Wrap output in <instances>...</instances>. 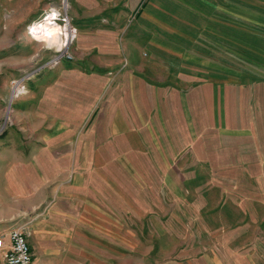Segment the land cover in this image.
<instances>
[{"label":"crops","instance_id":"1","mask_svg":"<svg viewBox=\"0 0 264 264\" xmlns=\"http://www.w3.org/2000/svg\"><path fill=\"white\" fill-rule=\"evenodd\" d=\"M224 22L225 32L214 31L221 43L228 42L229 21ZM157 33L161 42L150 48H158L156 55L120 53L108 72L70 71L83 78L67 77L62 95L45 98L43 114L35 118L45 125L43 133L0 166V234L22 229L35 264H234L220 246L190 241L170 245L168 259L150 255L166 250L165 237H178L166 222L181 218L174 210L167 216L163 208L164 214L150 211V189L158 188L157 203H165V189L172 190L174 205L190 202L185 193L198 184L193 173L219 170L213 151L197 145L213 141L208 131L218 123V111L223 118L228 110L226 96L221 106L217 94L214 99L212 79L183 66L181 52L165 42V32ZM197 43L199 37L187 59H212L208 42L204 52L196 51ZM196 124L206 131L194 133ZM208 180L212 186L217 179ZM200 181L205 188L206 179ZM151 219L162 238L153 245ZM6 250H0V264H7Z\"/></svg>","mask_w":264,"mask_h":264},{"label":"rangeland","instance_id":"2","mask_svg":"<svg viewBox=\"0 0 264 264\" xmlns=\"http://www.w3.org/2000/svg\"><path fill=\"white\" fill-rule=\"evenodd\" d=\"M53 14L57 19L37 38L33 27ZM225 18L228 42L221 43L214 31H226ZM66 29L75 30L70 42ZM157 32H165V42L181 52L183 66L212 79L214 99L217 94L221 106L226 96L228 110L223 118L218 111V123L208 131L213 141L197 145L213 151L219 170L193 173L198 184L190 192L182 189L190 202L174 205L172 190L165 189V203H157L158 188L150 189V211L163 213V208L166 216L181 215L166 222L176 227L178 237H165L166 250L150 255L168 259L174 253L170 245L190 241L220 246L233 255L234 264H264V0H0V166L12 162L14 150L27 151L32 138L43 133L45 125L35 118L43 114L45 98L63 94L68 78H83L75 75L79 71L108 72L118 62L115 54L156 55L158 48L156 53L150 48L161 42ZM195 37L202 42L196 51L204 52L206 41L212 59H187ZM224 47L227 52L220 51ZM74 69L79 71L70 74ZM180 82L183 86L184 78ZM201 126L196 124L193 132L201 135L206 125ZM210 175L217 179L212 186ZM155 233L151 219L150 245L162 240Z\"/></svg>","mask_w":264,"mask_h":264},{"label":"built area","instance_id":"3","mask_svg":"<svg viewBox=\"0 0 264 264\" xmlns=\"http://www.w3.org/2000/svg\"><path fill=\"white\" fill-rule=\"evenodd\" d=\"M52 21L55 20L52 19ZM6 248L4 256L7 264H35L27 236L22 229L18 228L8 234H0V250Z\"/></svg>","mask_w":264,"mask_h":264},{"label":"bare ground","instance_id":"4","mask_svg":"<svg viewBox=\"0 0 264 264\" xmlns=\"http://www.w3.org/2000/svg\"><path fill=\"white\" fill-rule=\"evenodd\" d=\"M55 14V13H54ZM53 16L51 15L49 18H46L44 21H47V23H36L35 26L33 27V30H32V33L37 36V38H40L43 34L46 33L47 31V27L50 25L49 22L53 19L56 20L57 18L55 17L56 15ZM68 29V28H67ZM66 29V30H67ZM75 32V30H72V31H68L64 34L65 35V39L70 42L72 40V35L73 33ZM66 42V41H65ZM17 90V89H16ZM16 94V93H15ZM14 94V95H15ZM20 94V93H19Z\"/></svg>","mask_w":264,"mask_h":264}]
</instances>
